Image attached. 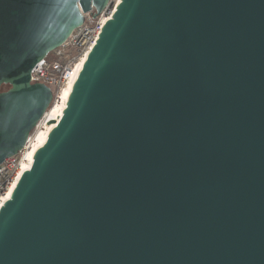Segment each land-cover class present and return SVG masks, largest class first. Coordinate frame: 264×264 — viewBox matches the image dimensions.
I'll return each mask as SVG.
<instances>
[{"label": "water", "instance_id": "obj_1", "mask_svg": "<svg viewBox=\"0 0 264 264\" xmlns=\"http://www.w3.org/2000/svg\"><path fill=\"white\" fill-rule=\"evenodd\" d=\"M107 1L0 0V162ZM16 180L0 264H264V0H119Z\"/></svg>", "mask_w": 264, "mask_h": 264}, {"label": "built area", "instance_id": "obj_2", "mask_svg": "<svg viewBox=\"0 0 264 264\" xmlns=\"http://www.w3.org/2000/svg\"><path fill=\"white\" fill-rule=\"evenodd\" d=\"M118 2L119 0H108L94 18L92 16L96 10L93 6L90 10L82 12V24L74 28L59 46L48 52L32 68L30 81H41L49 87L52 100L28 133L23 146L15 154L0 162V208L4 206L5 200L10 198V188L15 187L14 182H18L17 172L23 168L38 134L46 131L48 127L51 128L57 121L51 116L52 107L58 102L62 90L73 77L76 64L87 55L96 42L105 20L112 16Z\"/></svg>", "mask_w": 264, "mask_h": 264}, {"label": "bare ground", "instance_id": "obj_3", "mask_svg": "<svg viewBox=\"0 0 264 264\" xmlns=\"http://www.w3.org/2000/svg\"><path fill=\"white\" fill-rule=\"evenodd\" d=\"M85 57L84 56L75 66V73L73 75V77L70 79V81L68 82L67 86H65V88L62 90L61 94H60V99L58 100L57 103L54 104V106L52 107L51 109V116L52 118L58 120V118L62 115L63 113V110L67 104V101H68V97H69V94H70V91H71V88L73 86V83H74V80L79 72V69L81 67V65H83L84 63V60H85ZM49 128L48 127L46 129V131H43V132H40L36 138V141H35V144H34V147L33 149L31 150V152L28 154L27 156V159L24 163V166L23 167H30V165L32 164V161H33V156H34V153H35V150L41 146L46 138H47V134H48V131H49Z\"/></svg>", "mask_w": 264, "mask_h": 264}, {"label": "flooded vegetation", "instance_id": "obj_4", "mask_svg": "<svg viewBox=\"0 0 264 264\" xmlns=\"http://www.w3.org/2000/svg\"><path fill=\"white\" fill-rule=\"evenodd\" d=\"M9 88V85H7V84H2L1 86H0V91H5V90H7Z\"/></svg>", "mask_w": 264, "mask_h": 264}]
</instances>
